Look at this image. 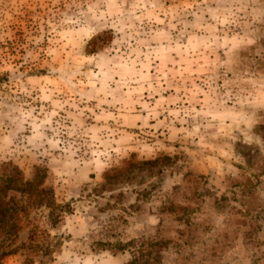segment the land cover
<instances>
[{
  "label": "rangeland",
  "instance_id": "1",
  "mask_svg": "<svg viewBox=\"0 0 264 264\" xmlns=\"http://www.w3.org/2000/svg\"><path fill=\"white\" fill-rule=\"evenodd\" d=\"M5 179L1 264H264V0H0Z\"/></svg>",
  "mask_w": 264,
  "mask_h": 264
},
{
  "label": "trees",
  "instance_id": "2",
  "mask_svg": "<svg viewBox=\"0 0 264 264\" xmlns=\"http://www.w3.org/2000/svg\"><path fill=\"white\" fill-rule=\"evenodd\" d=\"M5 181L3 187H0V194L3 192V189L6 190H17L19 192H28L31 189V183L26 182V183H20V184H14L13 181L10 180H1ZM10 202H4L2 199H0V225L4 224L5 217L7 216V213L10 211ZM121 249V248H120ZM13 250L7 251V252H1L0 253V260L6 255H9L12 253ZM1 264V263H0ZM129 264H150L148 260L140 261V259H137L136 257H133V259L129 262Z\"/></svg>",
  "mask_w": 264,
  "mask_h": 264
}]
</instances>
